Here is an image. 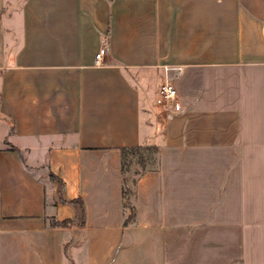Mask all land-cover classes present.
<instances>
[{
	"label": "crops",
	"instance_id": "obj_1",
	"mask_svg": "<svg viewBox=\"0 0 264 264\" xmlns=\"http://www.w3.org/2000/svg\"><path fill=\"white\" fill-rule=\"evenodd\" d=\"M0 264H264V0H0Z\"/></svg>",
	"mask_w": 264,
	"mask_h": 264
},
{
	"label": "trees",
	"instance_id": "obj_2",
	"mask_svg": "<svg viewBox=\"0 0 264 264\" xmlns=\"http://www.w3.org/2000/svg\"><path fill=\"white\" fill-rule=\"evenodd\" d=\"M130 154V162L136 161L138 166L140 167L139 171L136 172L135 176L128 177L125 174L124 178V196H125V207L129 210V215L127 218V222L135 218L136 210L133 203V199L135 196V185L138 177L143 174L147 170L154 169L157 165V154L158 147L157 146H136L132 148H128L124 150L123 158H124V172L127 171V157ZM82 207V206H81ZM83 211L81 213V217L79 221L83 222Z\"/></svg>",
	"mask_w": 264,
	"mask_h": 264
},
{
	"label": "built area",
	"instance_id": "obj_3",
	"mask_svg": "<svg viewBox=\"0 0 264 264\" xmlns=\"http://www.w3.org/2000/svg\"><path fill=\"white\" fill-rule=\"evenodd\" d=\"M106 54V48L102 47L95 56V64L98 66L104 65V57ZM181 71V68L178 69ZM159 96L161 102L169 110H177L179 108L178 92L177 88L171 81H166L159 88Z\"/></svg>",
	"mask_w": 264,
	"mask_h": 264
},
{
	"label": "rangeland",
	"instance_id": "obj_4",
	"mask_svg": "<svg viewBox=\"0 0 264 264\" xmlns=\"http://www.w3.org/2000/svg\"><path fill=\"white\" fill-rule=\"evenodd\" d=\"M130 154L128 155L127 157V161H126V168H127V171H126V176L128 177H131V176H135L136 175V172L139 171L140 167L138 166V164L136 163V161H131L130 162Z\"/></svg>",
	"mask_w": 264,
	"mask_h": 264
}]
</instances>
